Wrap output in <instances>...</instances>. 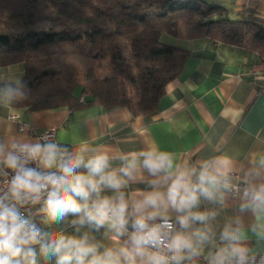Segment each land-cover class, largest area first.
<instances>
[{
	"label": "clouds",
	"instance_id": "1",
	"mask_svg": "<svg viewBox=\"0 0 264 264\" xmlns=\"http://www.w3.org/2000/svg\"><path fill=\"white\" fill-rule=\"evenodd\" d=\"M0 94L9 102L22 95L10 84ZM114 160L121 166L112 168ZM232 171L224 155L187 165L155 146L118 153L86 144L70 150L49 137L0 140V264H196L209 245L207 264H251L240 222L217 235L210 223L217 212L198 210L202 201H222ZM144 173L148 188L126 191L145 182ZM244 195L264 205V184ZM41 203L49 222L73 217L75 232H42L21 211ZM85 226L105 229L112 243L81 234Z\"/></svg>",
	"mask_w": 264,
	"mask_h": 264
},
{
	"label": "crops",
	"instance_id": "2",
	"mask_svg": "<svg viewBox=\"0 0 264 264\" xmlns=\"http://www.w3.org/2000/svg\"><path fill=\"white\" fill-rule=\"evenodd\" d=\"M208 1L226 8L230 17H258L264 24V0ZM163 41L187 49L188 56L153 111L133 117L126 108L103 109L94 105L27 110L12 105L0 94V140L26 138L34 142L38 138L29 134L30 128L36 134L54 128L51 140L70 150L86 144L128 153L155 146L171 153L177 163L187 165L224 155L233 163L232 173L250 190L264 184V59L244 48L214 46L207 38L178 39L167 34ZM22 75V63L0 66V89L18 82ZM120 166L119 160L111 162L112 168ZM144 178L145 182L130 183L126 191L147 189L146 180L150 177L144 173ZM102 194L112 193L106 189ZM41 209L42 203L32 205L26 217L42 232H75L73 217L49 222ZM205 209L217 212L210 221L217 235L225 223L235 225L239 221L242 244L248 253H264V205L243 193L224 190L221 202L202 201L198 210ZM85 231H90L87 226L81 228V234ZM90 234L104 244L112 243L105 238V229L91 230ZM213 251V246L206 247L205 255L196 264H207L206 257ZM40 264L55 261L41 258Z\"/></svg>",
	"mask_w": 264,
	"mask_h": 264
},
{
	"label": "trees",
	"instance_id": "3",
	"mask_svg": "<svg viewBox=\"0 0 264 264\" xmlns=\"http://www.w3.org/2000/svg\"><path fill=\"white\" fill-rule=\"evenodd\" d=\"M161 33L264 59L262 19L230 17L208 0H0V66L23 65L12 84L22 95L11 104L147 114L188 56Z\"/></svg>",
	"mask_w": 264,
	"mask_h": 264
},
{
	"label": "built area",
	"instance_id": "4",
	"mask_svg": "<svg viewBox=\"0 0 264 264\" xmlns=\"http://www.w3.org/2000/svg\"><path fill=\"white\" fill-rule=\"evenodd\" d=\"M10 117H14V116H10ZM19 129L20 130L22 129V124L20 123H19ZM54 132H55L54 128H49L40 134H36L31 128L29 129V134L35 135L38 139L41 137H49L51 139L54 136ZM232 179H235V181H231ZM5 180H6L5 177L0 176V187L4 186ZM230 182H231V188L225 190L230 194H238V193L244 194L245 190H250V188H248V186L243 181L237 179L236 174L231 173ZM31 209H32V205H27L24 208H22L21 211L25 214V216H27L31 212ZM249 257L251 264H264V253H252L249 254Z\"/></svg>",
	"mask_w": 264,
	"mask_h": 264
},
{
	"label": "rangeland",
	"instance_id": "5",
	"mask_svg": "<svg viewBox=\"0 0 264 264\" xmlns=\"http://www.w3.org/2000/svg\"><path fill=\"white\" fill-rule=\"evenodd\" d=\"M164 36H167V33H161V39L164 40ZM51 231V230H50ZM49 232V231H46ZM51 232H56L55 230H52Z\"/></svg>",
	"mask_w": 264,
	"mask_h": 264
}]
</instances>
